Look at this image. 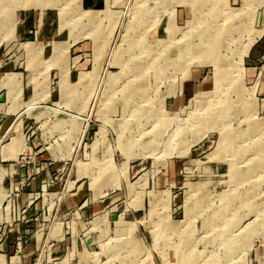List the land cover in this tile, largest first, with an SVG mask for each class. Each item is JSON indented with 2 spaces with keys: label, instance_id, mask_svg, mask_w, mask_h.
Returning a JSON list of instances; mask_svg holds the SVG:
<instances>
[{
  "label": "rangeland",
  "instance_id": "374dc122",
  "mask_svg": "<svg viewBox=\"0 0 264 264\" xmlns=\"http://www.w3.org/2000/svg\"><path fill=\"white\" fill-rule=\"evenodd\" d=\"M111 5L93 13L80 0H0L3 39L20 9L55 13L71 41L55 46L51 63L72 42H88L78 78L70 68L77 80L67 81L65 67L59 84L55 70L52 100L36 101L27 116L48 113L29 123L23 116L24 140L36 148L20 161L62 148L61 181L83 170L80 182L90 183L100 211L74 219L73 244H40L36 264H255L252 255L264 256V86L252 85L264 53L251 48L263 32L264 0ZM26 72L40 83L48 76ZM8 141L0 137V147ZM171 167L176 181L167 182ZM54 218L43 220L45 237Z\"/></svg>",
  "mask_w": 264,
  "mask_h": 264
},
{
  "label": "crops",
  "instance_id": "0c3cea01",
  "mask_svg": "<svg viewBox=\"0 0 264 264\" xmlns=\"http://www.w3.org/2000/svg\"><path fill=\"white\" fill-rule=\"evenodd\" d=\"M108 1L113 5L116 0H80V4L94 13L106 8ZM20 10L21 12L15 17L13 33L4 39L0 37V137L9 135V141L0 147V194L5 195L0 203V264H36L42 255L39 254L37 258L40 244L47 242L49 246L54 245L59 239L64 240L62 244L65 240L73 244L72 230L75 222L79 223V220L74 222V219L83 220L100 211V208H95L100 203L98 201L97 205L93 201L97 196L90 183L89 187L85 188L84 182H80L84 176L83 170L79 171L82 173L80 176L78 173L73 179L67 177L63 182L61 181L65 162L58 159L65 154L62 148H52L51 151L38 149L33 152L32 157L20 161L23 154L30 153L36 148L35 144H27L24 140L22 131L24 118L27 117L29 123L31 118L35 119L48 113L44 110L27 116L42 101L52 100L54 94L49 91L51 83L49 84L48 80L55 76L53 75L55 70H58L59 74L58 83L62 69L65 67L68 68L67 81L77 80L79 73L85 68V50L88 48L87 41L76 40L68 46L58 62L51 63L55 46L61 45V48H64L65 43L71 41V33L65 30V26L61 27L60 21L56 22L55 13L51 10L38 8ZM179 12L180 10L176 14V20L183 18V13ZM260 25L256 30L263 29V32L251 48L255 56L264 53V22H260ZM21 55L24 56L22 59ZM32 59H37V65H31ZM71 67L77 69L75 74L77 78L73 81L70 74ZM253 69L256 72L252 86L256 83L264 86V65ZM27 70H40L41 74H47L48 78L45 77L40 83L39 76L33 72L27 73ZM61 95V93L58 95L59 101ZM36 101L40 103L35 105ZM60 118L64 117H59L58 121ZM58 121L55 125L63 126L58 125ZM66 130L65 126L62 133L69 135ZM70 134L69 139L76 142L79 134L77 132ZM82 138L84 134L81 141ZM94 151L90 147L92 154ZM46 154L50 157H46ZM92 154L89 163L95 164V157ZM52 155L55 159L51 158ZM96 172L92 174H97ZM92 174H89V182ZM165 179L167 182L176 181L173 167L168 169ZM69 183H72L70 187H68ZM12 199L13 204L10 203ZM51 215L55 218L45 237L40 230L45 228L43 226L45 217ZM69 215L75 216L71 220H66ZM56 225L59 227V237L52 233ZM25 237L26 240L22 243L21 239ZM255 258H261V262H264V256L252 255L251 261H255ZM258 259L255 264L260 262ZM62 261L64 259L55 263Z\"/></svg>",
  "mask_w": 264,
  "mask_h": 264
},
{
  "label": "bare ground",
  "instance_id": "6f19581e",
  "mask_svg": "<svg viewBox=\"0 0 264 264\" xmlns=\"http://www.w3.org/2000/svg\"><path fill=\"white\" fill-rule=\"evenodd\" d=\"M3 2H4V1H3ZM62 21H63V20H62ZM223 26H224V25H223ZM226 30H227V29H226ZM225 32H226V31H225ZM212 35H213V34H212ZM200 37H202V36H200ZM200 37H199V38H200ZM206 38H207V37H206ZM209 43H210V42H209ZM197 46H198V45H197ZM198 47H199V46H198ZM209 47H210V46H209ZM183 48H185V47H182V49H183ZM185 49H186V48H185ZM207 49H208V48H207ZM210 50H211V49H210ZM196 51H197V50H196ZM185 52H186V51H185ZM187 52H188V51H187ZM191 52H192V51H191ZM196 53H198V52H196ZM185 54H186V53H185ZM188 54H189V53H188ZM210 54H211V53H210ZM210 54H209V55H210ZM221 80H222V79H221ZM221 86H222V85H221ZM218 89H219V88H218ZM220 90H221V89H220ZM222 93H223V92H222ZM217 98H218V97H217ZM206 104H207V103H206ZM210 108H211V107H210ZM209 113H210V112H209ZM205 117H206V116H205ZM215 117H216V116H215ZM198 118H199V117H198ZM200 119H202V118H200ZM208 119H209V118H208ZM215 119H216V118H215ZM217 119H218V118H217ZM222 119H223V118H222ZM222 119H221V120H222ZM217 121H218V120H217ZM221 122H222V121H221ZM195 123H196V122H195ZM203 123H204V122H203ZM215 123H216V122H215ZM197 124H198V123H197ZM206 125H207V124H206ZM221 131H222V130H221ZM221 131H220V132H221ZM227 132H228V131H227ZM228 135H229V134H228ZM228 135H225V136H228ZM228 137H229V136H228ZM221 141H222V140H221ZM231 143H232V142H231ZM233 143H234V142H233Z\"/></svg>",
  "mask_w": 264,
  "mask_h": 264
}]
</instances>
